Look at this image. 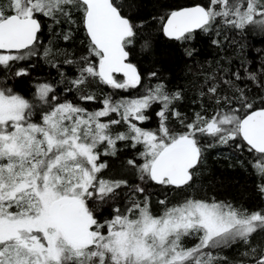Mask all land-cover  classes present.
<instances>
[{"label":"snow or ice","instance_id":"snow-or-ice-1","mask_svg":"<svg viewBox=\"0 0 264 264\" xmlns=\"http://www.w3.org/2000/svg\"><path fill=\"white\" fill-rule=\"evenodd\" d=\"M74 13L81 15L89 56L80 62L65 61L78 64V75L68 81L65 91L74 89L81 93L80 100L95 101L94 94L82 92L90 81L125 91L141 86L140 73L125 62L136 25L116 0H0V68L11 70L17 62L38 54L43 20L74 23ZM221 25L264 31V0H208L207 5L183 7L170 12L163 32L188 41L196 30H216L219 35ZM145 47L150 43L146 41ZM44 55H49L48 49ZM116 74L124 79L118 80ZM14 75L26 76L28 70L17 68ZM233 75L241 79L238 72ZM247 79L264 88L255 72H249ZM234 87L231 97L220 96L216 85L209 87L217 109L210 117L195 113L189 123L173 107L181 93H169L163 83L140 96L118 100L105 96L103 107L95 111L66 99L60 102L50 83L36 86L37 103L0 87V264H227V258L214 255L213 250L237 241L249 245L242 256L253 259L236 264H264V247L250 245L252 236L264 231V211L188 197L171 206L167 199L160 200L164 207L155 215L149 196L142 202L134 198L135 193H145L137 185L123 211L113 209L114 215L104 221L96 215L128 186L127 180L102 177L108 164L100 162L101 155L116 156L118 142L133 149L142 146L138 153L142 162L132 158L126 164L141 181L164 188L192 186L204 162L202 138L253 153L252 166L264 178V97L257 104L244 88ZM157 103L161 105L156 112L158 128L142 127L150 119L147 111ZM37 104L39 122L33 120ZM113 113L119 118L112 119ZM169 115L186 130L173 132ZM121 125L125 131L114 129ZM259 190L264 194V183ZM189 237L196 238L192 246L185 245Z\"/></svg>","mask_w":264,"mask_h":264},{"label":"trees","instance_id":"trees-1","mask_svg":"<svg viewBox=\"0 0 264 264\" xmlns=\"http://www.w3.org/2000/svg\"><path fill=\"white\" fill-rule=\"evenodd\" d=\"M116 3L122 5L124 14L136 25V36L126 50L129 52L128 61L135 65L142 77L141 86L125 91L109 88L99 81H90L82 92L94 94L97 97L95 101L80 100L81 93L74 89L71 92L65 91L70 87L68 81L78 75V64H67L65 61L80 62L82 57L89 56V41L81 15L74 13V23L62 21L57 24L50 19L43 20L38 54L27 61L17 62L11 70L0 68V87L10 88L37 103L34 97L36 86L40 83H50L55 86V95L60 102L66 99L89 111H95L103 107L102 100L105 96L111 95L114 100L140 96L147 88L163 83L169 93H181L182 98L175 101L173 107L181 114L185 123L191 122L198 112L208 117L214 114L217 109L216 100L207 92L213 85L217 86L218 94L222 97H231L235 91L234 86L244 88L257 104L259 99L264 97V88L247 79L249 72H255L258 80L264 81V31L252 27L241 31L221 25L219 35L216 30L211 33L196 30L194 39L179 41L164 36L162 24L166 16L184 6L207 5L208 0H116ZM65 34L70 36L68 40L64 39ZM214 40L219 43H213ZM146 41L150 43V47H145ZM45 49L49 50L48 56L44 55ZM189 51L192 52L191 56L187 55ZM89 58L95 62V58ZM21 67L27 68L28 75L15 76L14 72ZM153 72L157 73L155 77L151 76ZM237 72L241 76L240 80H236L233 75ZM116 78L124 79L120 75H116ZM201 92L205 95L201 96ZM39 107L37 104V112L33 115L36 122H39ZM160 107L157 103L147 111L150 119L143 122L142 127L151 130L158 128L160 118L156 112ZM111 118L119 117L113 113ZM168 126L173 132L186 130L184 125L171 115ZM114 129L125 131L126 126H114ZM201 143L205 146L204 162L198 169V176L190 188L174 189L164 188L150 181H141L136 170L128 166L126 161L136 158L138 163L142 162L138 157V153L143 150L142 146L138 145L133 149L130 144L118 142L116 156L101 155L100 162L108 164L102 177L109 180H127L128 186L118 190L114 200L97 209L98 220L107 219L114 214L113 209L117 207L123 211L129 205L133 189L137 185L144 187L145 193H135L134 198L142 202L145 196H149L153 213L163 210L164 206L159 204L162 199H167L168 206H171L183 202L188 197L215 199L247 209L249 212L264 211V194L259 190L264 178L260 177L252 166L255 155L246 149L240 151L231 143L216 144L211 138H202ZM208 144L214 146L207 147ZM194 243V237L191 241L185 239V245ZM250 245L258 249L264 247V231L253 235ZM248 250L249 245L237 241L213 252L214 255L226 257L227 264H236L239 260L253 259L242 256V253Z\"/></svg>","mask_w":264,"mask_h":264},{"label":"water","instance_id":"water-1","mask_svg":"<svg viewBox=\"0 0 264 264\" xmlns=\"http://www.w3.org/2000/svg\"><path fill=\"white\" fill-rule=\"evenodd\" d=\"M192 6H195V5H189V6H184V7H192ZM183 8V7H182ZM170 14V13H169ZM168 14V15H169ZM167 15V16H168ZM167 16H166V18H167ZM166 18H165V20H164V22H163V24H162V32H163V25L166 23ZM163 34H164V32H163ZM164 36H166L165 34H164ZM167 38H169L168 36H166ZM169 39H172V38H169ZM127 51V50H126ZM126 63H131V62H129L128 61V57L126 58V61H125ZM132 64V63H131ZM135 66V65H134ZM137 69V68H136ZM138 71V70H137ZM116 75H120V76H122L123 77V75L122 74H116Z\"/></svg>","mask_w":264,"mask_h":264},{"label":"rangeland","instance_id":"rangeland-1","mask_svg":"<svg viewBox=\"0 0 264 264\" xmlns=\"http://www.w3.org/2000/svg\"><path fill=\"white\" fill-rule=\"evenodd\" d=\"M101 152H103V149H101ZM161 212H162V211L159 210L158 213H153V214H155V215H159ZM113 215H114V214L110 215L107 219H110ZM107 219H104V220H107ZM104 220H102V221H104ZM188 240L191 241V240H192V237H189ZM194 244H195V243H194ZM194 244H192V245H194ZM192 245H186V246H192Z\"/></svg>","mask_w":264,"mask_h":264}]
</instances>
